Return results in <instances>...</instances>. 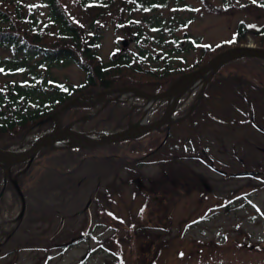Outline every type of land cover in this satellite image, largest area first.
<instances>
[{"label":"rangeland","instance_id":"374dc122","mask_svg":"<svg viewBox=\"0 0 264 264\" xmlns=\"http://www.w3.org/2000/svg\"><path fill=\"white\" fill-rule=\"evenodd\" d=\"M180 2L192 9L177 10L169 4L160 10L164 20H173L175 29L169 34L164 28L158 38L147 22L153 12L140 13L117 2L96 18L98 11L82 9L78 0H59L85 36L98 33L95 51L104 63L128 53L137 56L138 63L158 66L160 59L153 55L165 54L173 67L188 71L202 47L232 42L240 23L264 26V0ZM0 9L13 17L21 35L53 27L44 0H0ZM133 19L144 32L142 38L135 26L128 27ZM50 39L44 41L51 43ZM248 45L256 48L250 39L241 46ZM142 51L151 57L139 56ZM11 56L0 48V60ZM35 70L14 74L0 70V86L29 87L34 74L69 87L85 78L74 64ZM250 74L256 76L258 70ZM123 80H116L114 88H137L122 85ZM210 80L200 108L167 132L78 155L57 151L39 157L23 186L25 217L0 249V264H264V85L230 71ZM202 85L203 81L185 94L175 119L198 102ZM155 89L150 85L143 92L158 94ZM117 97L132 112L142 111L139 119L143 117L147 100L128 93ZM165 108L166 102H157L146 122L158 120ZM72 118L68 114L64 126ZM40 123L14 134L0 133V148L12 151L30 145L50 129V124L39 129ZM242 173L255 176L235 177ZM8 210L10 217L15 215L14 209ZM6 214L0 222L6 220L9 226Z\"/></svg>","mask_w":264,"mask_h":264},{"label":"trees","instance_id":"16d2710c","mask_svg":"<svg viewBox=\"0 0 264 264\" xmlns=\"http://www.w3.org/2000/svg\"><path fill=\"white\" fill-rule=\"evenodd\" d=\"M79 5L85 10L98 11L95 17L105 14L110 8H113L117 2L124 5L126 9L129 7L139 10L140 13L153 12V16L147 19L150 31L161 37V31L166 28L169 34L174 31V26L171 23L173 20L167 22L158 13L162 9H166L169 4L177 10L190 11L192 8L187 4H182L180 0H78ZM45 5L49 11V18L51 26L38 30L33 28L29 34L23 31L21 35L15 27L13 17L0 9V48L8 49L12 56L9 59L0 60V70L5 69L9 73H21L27 70L36 72L35 68L44 67L50 68L58 64H74L84 73V81L76 87H69L54 80H48L45 76L39 74L33 75V84L29 87H20L15 84L10 86H0V133L14 134L18 129H24L28 125H37L42 120H45L53 114L57 108L62 104L68 102L74 97L79 96L84 99H96L105 91H109L116 86V80H123L122 85H130L139 88L141 91H148V87L155 85L154 93H161L168 87L169 83L185 74L190 70H195L205 65L209 60L214 58L219 53L230 47L245 45L248 39L252 40L256 48L264 49V26L256 27L240 23L235 30L234 39L227 44H218L215 47H202L201 54L197 59L196 65L186 69H179L173 67L170 63V56L166 57L163 54L160 57L153 55V59H160L158 66H152L147 61L143 63L136 62L137 56H131L128 53L118 54L112 58L108 63H104L101 57L95 51L99 43L100 36L98 33H93L92 36L87 37L82 28H78L62 9L59 0H44ZM15 14V13H14ZM15 18L22 20L18 15ZM134 20V19H133ZM97 21V20H94ZM92 21V23L94 22ZM19 25V24H18ZM32 26V25H29ZM135 26L137 37L144 36L143 30L136 24V21H131L128 27ZM50 29L55 31L50 33ZM20 31V30H19ZM51 38V43H46L44 39ZM142 41V45L145 42ZM190 45H195L194 41L187 40ZM196 47V46H195ZM151 57L148 52L142 51L139 56L143 58ZM161 57H164L163 59ZM164 66H160V65ZM186 70V71H185ZM258 70L256 76L250 74L252 71ZM221 71H230L234 75L242 74L243 76L259 80L258 83L264 85V61L254 58H244L228 63L222 67L216 74ZM136 76V77H135ZM213 76L212 80L215 78ZM129 79H135L132 82ZM149 79V80H143ZM171 79H174L173 81ZM36 80V81H35ZM210 80V82L212 81ZM152 82V83H151ZM240 83L242 80L239 81ZM34 83H37L35 85ZM207 86V85H206ZM207 87H205L206 89ZM206 96L205 91L202 93V98ZM105 98L100 105L94 108L76 107L68 109L60 115L62 126H64V119L68 114H72L71 122L79 120L83 117H92L87 120H81L76 123L78 131L84 134H104L116 133L124 130L129 124H133L139 120L142 111H131V107L127 102L108 101ZM200 108V104L197 110ZM177 113V112H176ZM50 124L49 131L53 128V123L42 124L39 129L44 130L46 125ZM52 124V125H51ZM167 132V128H163ZM162 129V130H163ZM41 130V131H42ZM153 131L136 140L126 141L120 144L123 145L134 141H139L152 133H161L160 131ZM48 130L41 135L49 132ZM169 135V133H168ZM7 148H1L7 150ZM91 151L94 149H68V150H53L45 148L41 150L32 161L31 165L27 167L26 164L13 167L10 173L0 168V216H4L7 212L9 223L0 222V249L5 247V241L8 240L16 231V227L20 226L24 215L20 218L21 202L19 195L15 191L13 181H16L23 194V186L30 170L33 168L35 161L50 152L62 151L64 155L79 154L80 151ZM59 153V152H57ZM76 159V158H74ZM24 199L26 196L23 194ZM17 204V212H16ZM26 204V201H25ZM14 209L15 215L9 216V210ZM17 216V218H15ZM13 224V225H12ZM6 225V227H4ZM12 225V226H11ZM10 227V228H9ZM12 227V228H11Z\"/></svg>","mask_w":264,"mask_h":264},{"label":"water","instance_id":"95a60500","mask_svg":"<svg viewBox=\"0 0 264 264\" xmlns=\"http://www.w3.org/2000/svg\"><path fill=\"white\" fill-rule=\"evenodd\" d=\"M244 58H254L264 61V49L252 48L249 46H238L227 49L210 61H208L202 67L181 75L168 90L158 94H149L143 92L134 87H122L113 88L109 91H105L99 95L97 99H72L63 105H61L53 114L43 120L40 124L52 121L53 129L48 133L36 138L31 142L29 148L24 151L17 150H3L0 148V161L5 165L0 164V168L10 173L11 169L16 166L26 164L27 167L31 165L34 157L43 149L49 148L53 150H68V149H94L107 145L120 144L126 141L136 140L152 131H158L163 128H169L173 123L184 120L190 115L197 107L201 100L199 96L198 102L189 110V112L179 118H174V113L179 107L180 101L185 94L190 91V87L195 84H200L203 81V85L200 88V93L204 92L207 82L225 65L236 60H242ZM196 87V86H195ZM194 87V88H195ZM132 94L139 96L147 100L145 105V112L141 119L133 124H129L124 130L116 133L100 134L95 136L93 133L84 134L75 130L74 126L81 120L90 119L92 116H86L79 120H76L64 127H62L60 115L62 112L76 107L94 108L98 106L106 97H109L108 101L117 100L118 95ZM157 102H166V108L162 116L151 123L146 122L147 109L148 112L152 110V107ZM254 173H242L235 175V177H254ZM15 191L19 195L21 202L20 218L24 215L25 211V199L20 190V187L16 181H13Z\"/></svg>","mask_w":264,"mask_h":264},{"label":"bare ground","instance_id":"6f19581e","mask_svg":"<svg viewBox=\"0 0 264 264\" xmlns=\"http://www.w3.org/2000/svg\"><path fill=\"white\" fill-rule=\"evenodd\" d=\"M199 84V83H198ZM198 84H195L193 87H190V89L189 90H191L192 88H194L195 86H197ZM147 109V114H148V108H146ZM147 118V116L145 117V119ZM29 148V144H25L20 150H18V151H24V150H27ZM0 164L1 165H5V163H3V162H1L0 161Z\"/></svg>","mask_w":264,"mask_h":264}]
</instances>
